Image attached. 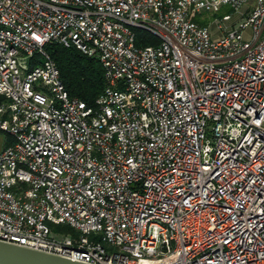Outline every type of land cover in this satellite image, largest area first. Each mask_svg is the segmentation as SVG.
I'll list each match as a JSON object with an SVG mask.
<instances>
[{
	"label": "built area",
	"instance_id": "built-area-1",
	"mask_svg": "<svg viewBox=\"0 0 264 264\" xmlns=\"http://www.w3.org/2000/svg\"><path fill=\"white\" fill-rule=\"evenodd\" d=\"M225 6L229 28L191 18ZM50 42L100 61L94 107ZM0 242L83 264H264V0H0Z\"/></svg>",
	"mask_w": 264,
	"mask_h": 264
},
{
	"label": "trees",
	"instance_id": "trees-1",
	"mask_svg": "<svg viewBox=\"0 0 264 264\" xmlns=\"http://www.w3.org/2000/svg\"><path fill=\"white\" fill-rule=\"evenodd\" d=\"M193 21L206 25L202 15L192 14ZM158 40L147 32L136 31V46L157 44ZM45 51L56 62L61 79L70 98L78 99L89 107H94L105 88L104 70L99 60L88 57L75 47H64L50 42ZM55 231L68 232L67 227H56Z\"/></svg>",
	"mask_w": 264,
	"mask_h": 264
},
{
	"label": "water",
	"instance_id": "water-1",
	"mask_svg": "<svg viewBox=\"0 0 264 264\" xmlns=\"http://www.w3.org/2000/svg\"><path fill=\"white\" fill-rule=\"evenodd\" d=\"M0 264H83L73 260L0 242Z\"/></svg>",
	"mask_w": 264,
	"mask_h": 264
},
{
	"label": "rangeland",
	"instance_id": "rangeland-1",
	"mask_svg": "<svg viewBox=\"0 0 264 264\" xmlns=\"http://www.w3.org/2000/svg\"><path fill=\"white\" fill-rule=\"evenodd\" d=\"M245 9H242V11H244ZM233 15V19H232V22H228L226 23V26L229 28L230 26H232L235 22L238 21V15H234L233 13V10L229 7V6H225V7H222L220 9L219 12L217 13H214V12H208V13H204L202 15V20H206L207 23H211L215 20L219 21L222 17L226 16V15ZM214 28V26L212 27V29ZM245 37L246 39L250 40L251 39V35H250V31H246L245 32Z\"/></svg>",
	"mask_w": 264,
	"mask_h": 264
}]
</instances>
